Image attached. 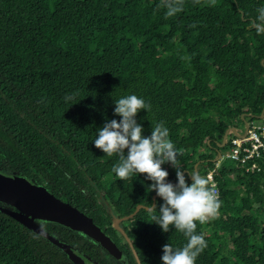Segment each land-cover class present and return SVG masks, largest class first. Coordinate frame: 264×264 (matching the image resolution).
<instances>
[{
  "label": "trees",
  "instance_id": "1",
  "mask_svg": "<svg viewBox=\"0 0 264 264\" xmlns=\"http://www.w3.org/2000/svg\"><path fill=\"white\" fill-rule=\"evenodd\" d=\"M259 8L264 0H183L166 18L162 0H0V169L36 179L94 220L96 204L118 215L141 204L130 229L143 263L162 264L163 246L187 238L156 224L163 201L146 174L121 180L119 156L94 140L121 119L115 101L135 94L151 105L136 116L143 135L164 122L184 169L197 163L204 175L227 127L264 108V33L251 26ZM216 178L221 207L197 222L207 247L195 264H264V175L224 163ZM19 226L0 211V256Z\"/></svg>",
  "mask_w": 264,
  "mask_h": 264
},
{
  "label": "clouds",
  "instance_id": "2",
  "mask_svg": "<svg viewBox=\"0 0 264 264\" xmlns=\"http://www.w3.org/2000/svg\"><path fill=\"white\" fill-rule=\"evenodd\" d=\"M162 6L167 9L166 18L172 17L183 10V0H162ZM257 11L259 15L251 26L260 34L264 33V8ZM142 109L148 112L151 105L135 94L116 100L114 115L121 119H111L99 129L95 147L109 157L119 156L112 172L121 180L134 174H146L152 181L151 191L163 201L158 205L159 216H153L156 224L164 232L174 226L187 238L183 247H173L170 243L163 246L162 264H195L207 247L204 235L196 232L197 222L203 225L218 215L221 207L218 191L210 176L189 172L185 175L164 122L155 123L149 136L143 135L144 129L136 120ZM166 163L176 169V183L169 182V172L162 167ZM156 207L153 205V210Z\"/></svg>",
  "mask_w": 264,
  "mask_h": 264
},
{
  "label": "flooded vegetation",
  "instance_id": "3",
  "mask_svg": "<svg viewBox=\"0 0 264 264\" xmlns=\"http://www.w3.org/2000/svg\"><path fill=\"white\" fill-rule=\"evenodd\" d=\"M183 170L185 172L187 169ZM27 180L33 184L43 185L33 178ZM47 190L52 193L48 188ZM92 208L100 211L96 215H101V219L94 220L92 215L79 210L89 216L109 238V246L64 223L39 217L33 218L27 214L42 230V232L37 231L7 213L8 210H18L14 205L0 203V211L20 224L16 231L8 230L6 233L5 251L4 255L0 256V264H85V262L86 264H144L138 250L139 238L130 229L131 216L118 215L114 206L106 203L96 204Z\"/></svg>",
  "mask_w": 264,
  "mask_h": 264
},
{
  "label": "water",
  "instance_id": "4",
  "mask_svg": "<svg viewBox=\"0 0 264 264\" xmlns=\"http://www.w3.org/2000/svg\"><path fill=\"white\" fill-rule=\"evenodd\" d=\"M249 116V115H247ZM264 116V108L262 109L259 118ZM244 122V130L247 128V118L242 115ZM240 127L229 125L225 130L220 142L217 143V155L212 158L215 161L220 156L218 147H222L227 140L229 134L237 135ZM195 173H197V163L194 165ZM185 172L188 173L186 170ZM156 195H153L155 203ZM0 203H7L14 205L18 210H8L7 213L19 222L26 226L42 232V230L35 225L33 219L28 217L30 214L33 218L39 217L48 220H55L66 224L69 227L83 231L95 241L103 245L109 246V238L97 227L91 218L81 212L79 209L72 206L70 203L56 197L50 193L45 185L33 184L25 177L15 173L7 172L0 169ZM153 203V205H154ZM141 204L136 206V209L129 214L132 216L141 207ZM152 208V206L147 207ZM85 262V261H84ZM86 264V262H85Z\"/></svg>",
  "mask_w": 264,
  "mask_h": 264
},
{
  "label": "built area",
  "instance_id": "5",
  "mask_svg": "<svg viewBox=\"0 0 264 264\" xmlns=\"http://www.w3.org/2000/svg\"><path fill=\"white\" fill-rule=\"evenodd\" d=\"M246 118V130L243 126L237 135L229 134L222 146L223 150H220L219 158L213 161V166L208 168L204 174V176L211 177V183L215 185L218 194L219 186L216 177L224 163H231L229 169L240 168L245 172L264 175V116ZM242 123L244 124L243 121Z\"/></svg>",
  "mask_w": 264,
  "mask_h": 264
},
{
  "label": "rangeland",
  "instance_id": "6",
  "mask_svg": "<svg viewBox=\"0 0 264 264\" xmlns=\"http://www.w3.org/2000/svg\"><path fill=\"white\" fill-rule=\"evenodd\" d=\"M158 38H161V35H158ZM234 123H236V125L238 126V127H240V128H242L243 127V123L242 122H239V121H234ZM200 150H202V151H205L206 149L204 148V146H201L200 148H199V151ZM221 150H223V148H221ZM209 152V151H208ZM198 154V153H197ZM196 154V156H198ZM227 164H228V167L231 165V163H228L227 162ZM180 166H181V168L182 169H184V166H183V164L182 163H180ZM162 167L163 168H165L169 173H174V174H176V169L174 168V167H172L170 164H168V163H166V164H164V165H162ZM233 177V176H232ZM103 203V202H102ZM247 206L250 208V204H247ZM256 219L259 221H261L262 219H263V215H257L256 216Z\"/></svg>",
  "mask_w": 264,
  "mask_h": 264
}]
</instances>
